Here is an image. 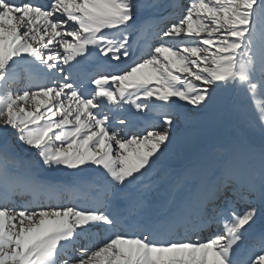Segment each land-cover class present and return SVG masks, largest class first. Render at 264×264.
<instances>
[{
    "label": "snow or ice",
    "instance_id": "1",
    "mask_svg": "<svg viewBox=\"0 0 264 264\" xmlns=\"http://www.w3.org/2000/svg\"><path fill=\"white\" fill-rule=\"evenodd\" d=\"M156 6L0 0V132L36 157L21 171L0 152V264H264V229L251 231L264 147L202 156L151 203V189L129 190L218 89L247 95L264 131V0H189L131 60L136 16ZM93 56L96 70L82 69ZM49 170L73 179L41 181Z\"/></svg>",
    "mask_w": 264,
    "mask_h": 264
},
{
    "label": "bare ground",
    "instance_id": "2",
    "mask_svg": "<svg viewBox=\"0 0 264 264\" xmlns=\"http://www.w3.org/2000/svg\"><path fill=\"white\" fill-rule=\"evenodd\" d=\"M167 1L168 0H150V2L155 3L157 6L153 8L143 9L137 14L136 22L132 30L136 42L133 44L134 54L131 57V60L138 59L143 55L144 51L147 50V44L152 43L150 42V40L152 39L153 33L156 28L170 20L175 14L173 13V10H170L173 7L171 6V4H167L169 3V1ZM177 2L179 3L180 0H177ZM137 29H139L140 31H137ZM140 48L143 49L141 55L138 54ZM88 58L90 59L94 70H96L97 65L95 63L94 56ZM131 60L121 61L120 67H126L131 62ZM258 99L264 101V97H260ZM227 108L230 118L229 123L227 124L225 129L218 133V135L212 138L208 143L196 150L185 147L186 145L184 146L183 142L188 135V130L183 124H181L176 133V142L165 151L164 155L161 156L160 159L145 174V176L141 178V181L138 182V184L130 187L129 190L133 193V195L137 194L138 188L143 189L147 187L151 189V191L145 193V199L149 203H151L153 200L163 199L166 196L172 180L174 179L176 174L189 164L195 163L198 158L202 156L209 158L214 154L213 158L211 159H216L222 156L225 151H240L244 153H247L253 149L259 151V149L255 145L250 143L248 139L233 140L231 138L234 126L238 124V120L235 117L232 105H228ZM125 115H127V113H125ZM137 116L139 118L133 119L131 126L134 129L143 128L145 125V117L141 116L140 114H137ZM150 116L152 119H155L154 114H150ZM12 142L17 145L16 150L7 148L8 143ZM0 148L2 149V152L7 151L10 156L17 158L22 163L25 171L29 169L33 170V168H31L30 165L27 164V159L33 157L36 159L35 153L29 152L27 149H22L10 133L5 134L2 132L0 134ZM175 149L185 150L186 157L182 158L181 156L176 155L174 153ZM39 174V179L41 181L52 184H68L73 179L72 174L69 170L41 171L39 172ZM90 194H94V192H90ZM68 199L69 194H64L63 200L67 201ZM240 207L243 208V205H240ZM262 227L264 228V218H258L256 223L252 226L251 231L254 233L255 230L259 228L263 229ZM217 231H219L218 228H213L205 232L203 235L207 236ZM193 239H195V237H193ZM250 242L251 241L246 237L245 242L241 245V248L239 250L240 256L247 255L248 247L251 244Z\"/></svg>",
    "mask_w": 264,
    "mask_h": 264
},
{
    "label": "rangeland",
    "instance_id": "3",
    "mask_svg": "<svg viewBox=\"0 0 264 264\" xmlns=\"http://www.w3.org/2000/svg\"><path fill=\"white\" fill-rule=\"evenodd\" d=\"M235 89H219L217 90V102L212 106L209 110L199 115V117L193 121L189 122L188 124H183L185 128L188 130V135L183 142L185 147H189L190 149H198L201 146L208 143L212 138L216 137L218 133L225 129L227 124L229 123L230 116L228 112L225 111L223 114H216L214 108L220 110L221 108L227 110L226 106L229 104L233 96L235 95ZM222 93V94H221ZM247 96V95H245ZM236 100V99H235ZM242 103L241 105L239 103ZM238 103L236 100V112L237 118L239 119L240 124L245 128L247 132V136L250 137L252 140L256 142H263L264 136L257 133L252 120H250L247 116L245 107L248 106L249 113L252 114V117L257 121L258 112L255 108V104L250 99L247 100L246 97L241 96V101ZM240 108H239V106ZM237 123V122H236ZM243 127L241 128L238 124L234 126L233 132L231 134V138L233 140H244L247 139L245 133L243 132ZM2 132H0L1 134ZM250 143H253L249 140ZM179 152H177V151ZM174 153L182 158L186 157L185 150H178L175 149ZM214 154L209 157L208 159L213 158Z\"/></svg>",
    "mask_w": 264,
    "mask_h": 264
}]
</instances>
